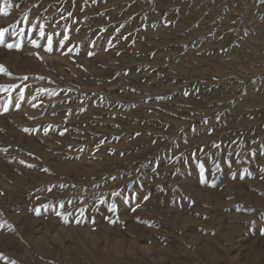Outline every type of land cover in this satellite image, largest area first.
Segmentation results:
<instances>
[{"label":"rangeland","instance_id":"374dc122","mask_svg":"<svg viewBox=\"0 0 264 264\" xmlns=\"http://www.w3.org/2000/svg\"><path fill=\"white\" fill-rule=\"evenodd\" d=\"M0 32V264H264V0H0Z\"/></svg>","mask_w":264,"mask_h":264},{"label":"snow or ice","instance_id":"6c2138e0","mask_svg":"<svg viewBox=\"0 0 264 264\" xmlns=\"http://www.w3.org/2000/svg\"><path fill=\"white\" fill-rule=\"evenodd\" d=\"M3 35V33L2 32H0V36H2ZM9 47H11V45H9ZM3 69L2 68H0V71H2ZM113 211L115 210L114 208L112 209Z\"/></svg>","mask_w":264,"mask_h":264},{"label":"bare ground","instance_id":"6f19581e","mask_svg":"<svg viewBox=\"0 0 264 264\" xmlns=\"http://www.w3.org/2000/svg\"><path fill=\"white\" fill-rule=\"evenodd\" d=\"M224 72V71H223Z\"/></svg>","mask_w":264,"mask_h":264}]
</instances>
